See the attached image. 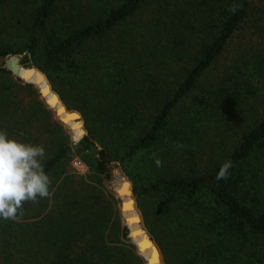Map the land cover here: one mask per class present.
I'll list each match as a JSON object with an SVG mask.
<instances>
[{
  "label": "trees",
  "instance_id": "trees-1",
  "mask_svg": "<svg viewBox=\"0 0 264 264\" xmlns=\"http://www.w3.org/2000/svg\"><path fill=\"white\" fill-rule=\"evenodd\" d=\"M9 52L46 75L74 111L62 117L80 112L88 134L72 143L35 85L0 65V130L45 148L52 193L0 218V264H142L139 225L128 223L141 212L167 264H264V110L207 164L196 153L204 128H230L260 99L264 0H0L10 67ZM69 126L80 139L81 120ZM84 149L114 182L124 222L70 169ZM226 159L233 167L217 180Z\"/></svg>",
  "mask_w": 264,
  "mask_h": 264
},
{
  "label": "clouds",
  "instance_id": "clouds-1",
  "mask_svg": "<svg viewBox=\"0 0 264 264\" xmlns=\"http://www.w3.org/2000/svg\"><path fill=\"white\" fill-rule=\"evenodd\" d=\"M237 7L230 10L235 12ZM45 155L42 145L23 142L0 130V218L16 220L23 215L24 203H38V198L51 196V179L42 163ZM153 155L157 167L162 166V160ZM232 167V161L226 159L216 179H227Z\"/></svg>",
  "mask_w": 264,
  "mask_h": 264
},
{
  "label": "rangeland",
  "instance_id": "rangeland-1",
  "mask_svg": "<svg viewBox=\"0 0 264 264\" xmlns=\"http://www.w3.org/2000/svg\"><path fill=\"white\" fill-rule=\"evenodd\" d=\"M12 55L19 57V59H20L19 63L21 66H23L25 68L35 67L30 62H25L24 54L20 55V54H15L14 52H12V53L9 52V56H12ZM6 61L7 60L5 58H1L2 68L9 70L8 69L9 66L3 65V64H6ZM15 76H17V75H15ZM29 82L33 83L35 85V87L40 92L41 87L39 84H37L35 81H29ZM259 91H260V95H259L260 99L258 101L253 102L252 105L250 106V108L247 109V112H249L247 119L245 118L241 122H236L230 128H225L223 126H217V127L212 128V129H209L206 127V128H204V130L201 131L200 144L198 145L199 147L196 150L198 161L200 163L207 164L208 161L210 160V158H213L219 152L225 151L226 149H228L229 144H231L233 138H235L234 142H236L237 138H238L237 135H241L243 133V131L246 129L247 124L248 123L251 124L254 121L255 115H257L258 113H260L264 110V89L260 88ZM53 92H55V91L53 90ZM42 98H44V96H42ZM50 108L54 114L53 118L60 120L55 115V109L52 107H50ZM80 120L82 121L83 118ZM64 128L66 129V132L69 133L70 140L72 143L80 142V139H78V140L73 139V131L71 130L70 126L64 125ZM84 130L86 133H88V130L86 129V126H85V122H84ZM96 166L97 165L95 162V151L94 150H86V149H84V151H77L76 150V151H74L73 157L69 161V167L73 172L78 174V176L82 175V176L86 177L88 180L92 181L98 187L102 188L105 191V194L109 196V199L111 200L112 204L114 205V210L116 211L118 209L120 211L119 213L121 216V220H122V222H124L126 215H124V213L122 212V209L119 206V203L117 202V198L114 194V190H115L114 186H113V184L109 183V181L107 179H105L103 176H101V175L98 176L96 174L97 173L96 172ZM97 177H100L102 179V181H99ZM140 215H141V219L143 221L142 212L140 213ZM144 227L146 228V226H144ZM149 235L151 236L150 233H149ZM151 239H152V241H154L156 243V241L152 238V236H151ZM134 244L137 246V254L140 256L142 264H149L145 254H143L139 250L138 244L135 242H134ZM157 246H158V244H157ZM158 248H159V246H158ZM161 256H162L161 257L162 263L167 264V262L164 259L162 252H161Z\"/></svg>",
  "mask_w": 264,
  "mask_h": 264
},
{
  "label": "water",
  "instance_id": "water-1",
  "mask_svg": "<svg viewBox=\"0 0 264 264\" xmlns=\"http://www.w3.org/2000/svg\"><path fill=\"white\" fill-rule=\"evenodd\" d=\"M12 53V52H11ZM11 57H13V58H15L16 59V61L14 62V64L12 65V66H10V67H8V69L9 70H11L15 75H17L19 78H21L22 80H24V81H26V82H29V81H31V78L34 76V75H36V74H41V79L40 80H36L35 82L37 83V84H40L42 81H46L47 83H48V86H49V92H53V90H52V86L50 85V83H49V81H48V79H47V77H46V75L42 72V71H40L38 68H35V67H30V68H26V70H27V72H26V74L25 75H20L19 74V68L21 67L22 68V66L20 65V63H19V57L18 56H15V55H12ZM8 62V61H7ZM0 65L2 66V63H1V57H0ZM48 93V90L45 92V91H43L42 90V88H40V94L42 95V96H44V98H45V100H46V103L50 106V107H52V108H54L55 109V115L62 121V123H64L65 125H68L69 126V122H73V121H76V120H80V119H82V116H81V113L80 112H78V118H76V119H66V118H63L62 117V115L63 114H65V113H67V112H74V111H72V110H69L67 107H66V105L65 104H63L62 103V101H61V99H60V97L58 96V94H56L55 92V94L57 95V99L59 100V102H61L62 103V105H63V110L60 112L59 110H57L56 109V107H55V104L53 103V102H51V101H49V100H47V96H46V94ZM81 125H82V127L84 128V121L82 120L81 121ZM70 128H71V130H72V126H70ZM88 133H86L85 132V130H84V133H83V135L80 137V141L84 138V136H86ZM95 160H96V151H95ZM109 181V180H108ZM109 183H111V184H113V186H114V182H112V181H109ZM135 217H136V219L135 220H128V223H136V224H138L139 225V230H136V231H132V233H131V236L133 237V239L136 241V243L138 244V247H139V250L144 254V252H148V250H150V256H148V255H145L146 256V258H147V260H148V263L149 264H153V262H154V259H153V253L155 252H158V260H155V264H163L162 263V259H161V251H160V249L158 248V246H157V244L154 242V241H152V239H151V236L149 235V233H148V231L146 230V228L144 227V224H143V222H142V219H141V216H137V215H135ZM125 218H127L126 216H125ZM141 235H144V237H146V238H144L145 240L147 239L149 242H148V244L147 245H145V244H141V241H139V236H141ZM142 245H145L144 247H141Z\"/></svg>",
  "mask_w": 264,
  "mask_h": 264
},
{
  "label": "snow or ice",
  "instance_id": "snow-or-ice-1",
  "mask_svg": "<svg viewBox=\"0 0 264 264\" xmlns=\"http://www.w3.org/2000/svg\"><path fill=\"white\" fill-rule=\"evenodd\" d=\"M145 245H142L141 247H144ZM154 262L153 264H155V260H158V252L154 253Z\"/></svg>",
  "mask_w": 264,
  "mask_h": 264
}]
</instances>
